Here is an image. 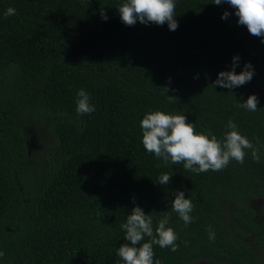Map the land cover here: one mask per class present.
<instances>
[{"label":"trees","instance_id":"obj_1","mask_svg":"<svg viewBox=\"0 0 264 264\" xmlns=\"http://www.w3.org/2000/svg\"><path fill=\"white\" fill-rule=\"evenodd\" d=\"M212 2L176 0L171 31L125 25L124 0H0V264H123L120 226L136 206L154 232L167 215L178 236L176 252L153 245L160 264H264V42ZM236 55L253 79L215 86ZM81 88L95 106L83 116ZM253 94L257 111L238 107ZM157 110L218 140L232 120L260 162L246 150L222 171L164 166L142 145L140 121ZM165 173L169 184L156 182ZM177 191L194 205L188 226L171 210Z\"/></svg>","mask_w":264,"mask_h":264},{"label":"clouds","instance_id":"obj_2","mask_svg":"<svg viewBox=\"0 0 264 264\" xmlns=\"http://www.w3.org/2000/svg\"><path fill=\"white\" fill-rule=\"evenodd\" d=\"M228 4L234 9V15L238 17V24L245 26L248 32L262 38L264 42V0H213L217 6ZM176 0H124L117 7L121 22L127 26H134L137 21L142 24L164 25L167 23L171 31L178 29L179 24L175 19ZM16 14V10L9 7L4 17ZM232 13L225 11L222 19H227ZM101 17L107 20L108 16L101 10ZM240 56L233 57L231 71H221L214 85L221 88H238L250 82L254 76V67L248 62L244 64L243 71L239 74L236 67L239 65ZM167 89V88H166ZM168 91V89H167ZM76 113L78 115L91 114L95 106L90 103L89 94L83 89L77 91ZM172 97V96H171ZM259 104L258 96H248L244 103L238 107L249 112L257 111ZM142 129V145L149 154H154L157 159L175 165L183 163L185 170L196 174L211 171H222L233 160L243 164L246 150L251 151L254 162H260V149L237 130V125L229 120L223 139L218 140L209 131L207 134L197 133L194 124L187 122V117L182 114H169L164 111H150L140 121ZM171 176L161 174L156 182L161 185L169 184ZM191 199L185 198L184 191H177L174 201L171 202V210L178 214L185 226L193 222L190 213L193 211ZM169 217L165 215L158 221V227L153 230V220L146 215L139 206L134 207L127 216L126 223L121 224L124 230L125 243L117 250V256L123 264H160L159 259L154 260L153 245L161 248H170L172 252L179 249L176 243L178 236L172 227H168ZM145 236L149 242L144 240ZM208 239L215 240V232L211 226L208 228ZM130 242V243H129ZM187 244V242H185ZM5 253L0 251V258Z\"/></svg>","mask_w":264,"mask_h":264},{"label":"flooded vegetation","instance_id":"obj_3","mask_svg":"<svg viewBox=\"0 0 264 264\" xmlns=\"http://www.w3.org/2000/svg\"><path fill=\"white\" fill-rule=\"evenodd\" d=\"M262 204H264V202L262 203ZM264 206H260L259 205V207L257 208V216L259 217V218H264ZM253 239H251V241H252ZM259 244L256 242V243H254L252 246H253V248L254 249H256L257 248V246H258ZM199 262H206V261H199ZM208 263V262H207Z\"/></svg>","mask_w":264,"mask_h":264},{"label":"water","instance_id":"obj_4","mask_svg":"<svg viewBox=\"0 0 264 264\" xmlns=\"http://www.w3.org/2000/svg\"><path fill=\"white\" fill-rule=\"evenodd\" d=\"M257 92H258L260 95H264V90H262V89H257Z\"/></svg>","mask_w":264,"mask_h":264},{"label":"rangeland","instance_id":"obj_5","mask_svg":"<svg viewBox=\"0 0 264 264\" xmlns=\"http://www.w3.org/2000/svg\"><path fill=\"white\" fill-rule=\"evenodd\" d=\"M260 206H264V204H261ZM197 264H211V263H207V262H198Z\"/></svg>","mask_w":264,"mask_h":264}]
</instances>
